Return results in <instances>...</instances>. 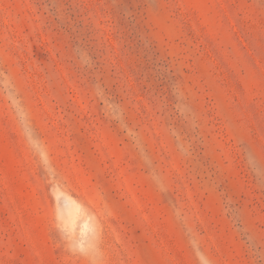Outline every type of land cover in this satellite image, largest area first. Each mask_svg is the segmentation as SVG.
<instances>
[{
    "label": "rangeland",
    "instance_id": "374dc122",
    "mask_svg": "<svg viewBox=\"0 0 264 264\" xmlns=\"http://www.w3.org/2000/svg\"><path fill=\"white\" fill-rule=\"evenodd\" d=\"M0 264H264V0H0Z\"/></svg>",
    "mask_w": 264,
    "mask_h": 264
}]
</instances>
